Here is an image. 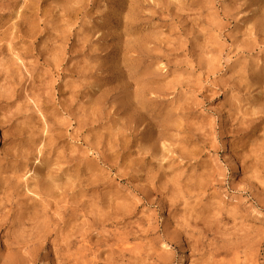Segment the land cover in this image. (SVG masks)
Returning <instances> with one entry per match:
<instances>
[{"label": "rangeland", "instance_id": "374dc122", "mask_svg": "<svg viewBox=\"0 0 264 264\" xmlns=\"http://www.w3.org/2000/svg\"><path fill=\"white\" fill-rule=\"evenodd\" d=\"M3 96L0 264H264V0H0Z\"/></svg>", "mask_w": 264, "mask_h": 264}, {"label": "bare ground", "instance_id": "6f19581e", "mask_svg": "<svg viewBox=\"0 0 264 264\" xmlns=\"http://www.w3.org/2000/svg\"><path fill=\"white\" fill-rule=\"evenodd\" d=\"M17 13V12H16ZM41 13V12H40ZM27 15V14H26ZM23 18V17H22ZM5 26V25H4ZM12 30V29H11ZM2 33V32H1ZM5 33V32H4ZM22 40V39H21ZM56 44V43H55ZM50 47V46H49ZM47 48H48V46H47ZM43 54L41 53V52H37V54L34 56V57H36V59L38 60L39 58H43ZM28 61V60H27ZM23 62V61H22ZM30 62V61H29ZM21 64V63H20ZM39 69V68H38ZM35 68H32V71H31V73L32 74H34V72H35ZM14 75V74H13ZM43 76V75H42ZM31 86H33V85H31ZM30 86V87H31ZM46 90V89H45ZM35 91V90H34ZM45 92V91H44ZM45 94V93H44ZM53 96V95H52ZM12 97V96H11ZM0 99H3V100H0V104H5L6 106L8 105V103H7V101H9V99H10V97H1ZM43 100V99H42ZM17 108V107H16ZM11 117V116H10ZM11 120V118H7V122L8 121H10ZM5 122V121H4ZM1 126V125H0ZM6 133V132H5ZM19 137V136H18ZM18 140V139H17ZM38 154V153H37ZM18 177V176H17ZM14 178H16V177H14ZM31 178V177H30ZM72 179V178H71ZM31 186V185H30ZM49 186V185H48ZM48 186H46V185H44L43 183H38V182H36V187L37 188H39V191L40 192H43V194H45V196L47 197H50L51 196V189L48 187ZM31 188H29V190H30ZM36 193V192H35ZM37 194V193H36ZM39 196V195H38ZM43 198H44V196H43ZM42 198V199H43ZM46 200V199H45ZM66 202V201H65ZM63 206H64V204H63ZM61 213V212H60ZM75 213V212H74ZM55 215V214H54ZM30 217V216H29ZM32 218V217H31ZM66 224V223H65ZM99 242V241H98ZM195 244V243H194ZM227 247V246H226ZM233 252V251H232ZM218 253V252H217ZM219 254H221V252H219ZM216 256L218 255V254H215ZM229 256V255H228ZM230 257V256H229ZM214 260V259H213ZM231 261V260H230ZM211 262V261H210ZM212 263V262H211ZM231 263H232V261H231ZM230 263V264H231ZM234 263V262H233Z\"/></svg>", "mask_w": 264, "mask_h": 264}]
</instances>
